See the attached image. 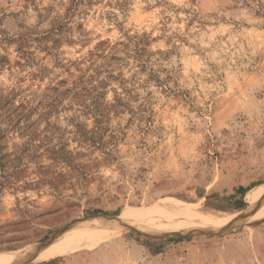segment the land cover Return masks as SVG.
<instances>
[{
  "label": "rangeland",
  "instance_id": "obj_1",
  "mask_svg": "<svg viewBox=\"0 0 264 264\" xmlns=\"http://www.w3.org/2000/svg\"><path fill=\"white\" fill-rule=\"evenodd\" d=\"M263 197L264 0H0V264H264Z\"/></svg>",
  "mask_w": 264,
  "mask_h": 264
},
{
  "label": "bare ground",
  "instance_id": "obj_2",
  "mask_svg": "<svg viewBox=\"0 0 264 264\" xmlns=\"http://www.w3.org/2000/svg\"><path fill=\"white\" fill-rule=\"evenodd\" d=\"M189 211H192V209L187 208L183 202L178 201V200H167V201H164L162 203H158V204H156L155 207H153L150 210V212H152L151 215H154L153 217H156V219H160V220H165V217H169L171 215L175 216V217H181L179 220H173V223L176 222V224H177V222H179V223L185 224L184 229L179 230V229H175L173 227H168L170 232H172V231H182V232L187 231V230L191 229L190 226L198 224V223H214V222L217 223V222H219L216 219H214L212 217H207V216H203V217L200 216L197 218H185V219H183V217L188 215ZM256 211H257L256 214L258 216H264V197L260 199L258 206L255 209V212ZM145 220L146 219H144V220L135 219V220H130L129 223H130V225H136V224H139ZM101 237H102V235H99V233L94 231V232L86 233L84 235H80V236L75 237L74 240H72L71 244L93 241V240L99 239ZM45 244L52 246L51 241H47V242H45Z\"/></svg>",
  "mask_w": 264,
  "mask_h": 264
},
{
  "label": "trees",
  "instance_id": "obj_3",
  "mask_svg": "<svg viewBox=\"0 0 264 264\" xmlns=\"http://www.w3.org/2000/svg\"><path fill=\"white\" fill-rule=\"evenodd\" d=\"M183 239H184V238H173L172 240L177 242V241H181V240H183Z\"/></svg>",
  "mask_w": 264,
  "mask_h": 264
}]
</instances>
